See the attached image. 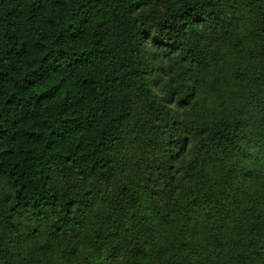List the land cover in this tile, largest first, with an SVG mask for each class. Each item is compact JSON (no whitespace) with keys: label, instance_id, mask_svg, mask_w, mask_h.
<instances>
[{"label":"clouds","instance_id":"9594fccd","mask_svg":"<svg viewBox=\"0 0 264 264\" xmlns=\"http://www.w3.org/2000/svg\"><path fill=\"white\" fill-rule=\"evenodd\" d=\"M56 2L57 0H37L31 24L25 23L23 27L0 24V71H8L10 74L9 82L4 87H0V133L7 130L6 135H0V264H20V260L24 257L31 260L32 264H52L55 257L36 255L34 249L39 246L41 239L47 238L50 233L54 234L56 229L65 233L69 249L73 246L77 248L76 252L65 258L67 264H84V256H88L92 264H103L104 257H98L93 251L95 241L98 239L103 242L118 224L128 229L126 239L130 240L127 245L122 242L117 250L120 252L118 264H129L128 250L137 241L144 240L148 241L146 250L158 247L166 252V255L153 253L150 257L151 264H163V261L173 259L172 246L178 247L174 244L176 229L169 225L170 231L163 233L169 237L167 242L161 240L157 243L150 239V236L163 231L164 223L161 216H175L174 207H181L183 202L175 200L169 193L167 207L161 202L160 207L163 212L161 215H156L147 207L139 210L128 209L126 204H122L111 192L112 188L119 186V183L135 186L136 183L143 182L149 174L155 177L157 173L154 169L158 165L161 168L167 167L169 161L163 150V142L167 141L172 131H175L172 129L174 121L179 122L176 124L179 133L187 135L192 142L190 151H184L180 158L173 155L172 160L179 165L181 172L189 174L190 179L193 175L195 176L192 184L185 188V192L195 200V205L202 202L197 197H202L203 201L211 204L209 198L215 196L217 202L225 200L223 208L226 210L229 207L226 201L230 196L243 195L255 204L258 198L264 195V160H260L257 167L261 179L255 182L234 183L223 173L217 175L219 169L211 164V161L215 159L216 149L211 144L208 145L210 149L208 157L200 151V145L208 143L200 136V130L210 128L223 109L212 112L205 107H193L188 104L190 98L185 99L183 93L177 94L184 77L181 74V68L173 72L171 66L181 55L179 50L176 56L168 59L161 57L155 61L151 60V53H154L155 49H150L147 57L135 58L143 59L146 71L153 68L167 69V72L159 75L158 80H153L152 76L133 79L115 61L96 64L89 68L88 72L77 74L78 80L90 72L92 78L99 80L101 86L103 85L101 73L121 77L118 86H114L116 91L111 94L117 103L105 113V116L97 123V128L85 134L80 140V148H77L73 142L75 138L64 141L57 140L55 136H49L50 131L55 133L64 123L65 108L61 106L63 92L56 100L46 104L41 101L38 118L34 117L26 123H21L18 129L14 127L13 121L19 119L22 110L29 105V102L35 105L39 99L38 93L51 88L53 84L59 83L64 78L57 76L35 87L27 85L26 79L37 80L41 73H46L47 69L40 67L43 57L51 54L66 73L71 69L65 64L74 59V54L84 52L87 55V49L91 47V35L96 30L95 24L89 26L87 40L75 46L68 40L69 33L72 31L68 25L77 23L81 14H86V18L99 19L109 24L118 15L116 7L119 0L115 2L113 0H64L62 8L54 7ZM206 2L207 0H166V2L148 0L147 7L141 8L134 17L127 19L131 20L143 15L148 17L149 23H154L157 19L161 21L166 19L165 12L174 15L172 10L177 7L183 10L195 5L196 10L199 11L201 5ZM229 3L231 0H219V2L213 0L212 10L217 16L226 20ZM126 11V8L121 9L119 15L123 17ZM258 18H264V0H260L258 12L249 14V22L244 28L239 29L240 34L247 35L248 32L255 31ZM52 21L55 23H51ZM224 28L227 30V23ZM158 34L159 25L153 29V35ZM202 34L205 36V41L201 47L208 44L214 37L222 35L219 30L212 32L211 28ZM185 39L188 40V38ZM44 44L48 47H42ZM186 47H192L191 41H188ZM9 49H13L12 55L8 54ZM21 49L27 50V54H24L22 58L15 55L16 51ZM122 56L132 60L127 52H123ZM150 81H153L155 86H152ZM188 83L191 84V81ZM29 87L30 90L24 91ZM201 87L203 95L207 96L213 89L219 91L221 85L202 82ZM65 91L69 92L71 99H78L79 90L65 86ZM13 93L15 96L12 95ZM79 95H86L89 100L92 98L90 91H79ZM10 97L14 100L13 104L6 103ZM121 105L127 115L122 118L117 127L113 128L112 117L121 111ZM184 105L188 106L184 107ZM232 106L239 108L240 104L236 102ZM96 107H102L101 101H96ZM225 107L231 111L228 105ZM89 111L94 109L85 106L81 109V115L85 116ZM44 120L47 121L46 124L42 123ZM164 124H168L169 128H163ZM152 127L160 128L164 135L161 136L159 132L150 133L149 129ZM25 129L29 132H38L40 136L31 140L26 139L24 138ZM102 132L107 136V140L104 141V147L93 154L91 149L98 148L101 144ZM17 133L18 136L13 142L12 137ZM113 135L118 136L119 140L113 142ZM149 136L152 139L159 137L160 146L155 151L152 149L145 151ZM5 149H10L11 154L6 153ZM244 150V148L240 149V151ZM252 152L253 158H256L258 154H264L260 146L253 148ZM81 153L83 155H80ZM234 155L238 156V153ZM100 156L111 160L114 166L113 179L109 181L112 188L104 183L99 172L92 167ZM66 157H71V160H67ZM41 175L45 177L43 181L39 179ZM21 189L23 192L20 191ZM165 191L168 190L165 189ZM18 204L19 207H17ZM189 207L195 206L189 202ZM9 209L13 211L10 213ZM211 211H215V208ZM197 216H199L198 212ZM33 229L38 232H33ZM25 233L35 237L31 249L22 248L18 244L17 237L22 238V234ZM212 239V236H208V239L204 240L197 235L189 245L191 248L189 259L201 261L207 259L210 264L217 258V253L212 250ZM90 252L91 255H89ZM257 255L260 256L261 253L258 252Z\"/></svg>","mask_w":264,"mask_h":264},{"label":"trees","instance_id":"16d2710c","mask_svg":"<svg viewBox=\"0 0 264 264\" xmlns=\"http://www.w3.org/2000/svg\"><path fill=\"white\" fill-rule=\"evenodd\" d=\"M160 2H166V0H160ZM36 3L37 0H0V24H10L13 27H23L25 23L31 24ZM147 3L148 0H119L116 7L117 18L111 24L99 19L86 18V14H81L77 23L69 24L68 28L72 31L69 33L68 40L73 46L85 42L89 37V26L95 24L96 30L91 35V47L87 49V55L84 52L74 54V59L65 64L71 69L66 73L51 54L43 57L40 67L46 68V73H41L37 80L26 79V84L35 87L57 76L64 78L59 83L53 84L51 88L38 93L39 99L35 105L29 102V105L22 110L19 119L13 121V126L18 129L21 123H26L34 117L38 118V110L42 106L41 101L46 104L56 100L63 92L61 106L65 108L64 123L55 133L50 131L49 136H55L57 140L64 141L75 138L73 142L77 148H80V140L85 134L95 130L97 123L101 121L105 113L117 103L111 94L116 91L114 86H118L121 77L101 73L103 79L101 86L99 80L92 78V73L89 72L78 80L76 79L77 74L88 72V69L96 64L115 61L133 79L152 76L153 80H158L159 75L167 72V69L153 68L146 71L143 59L136 60L135 58L147 57L150 49H155L156 51L151 53V60L155 61L161 57L168 59L176 56L179 50L181 55L171 66V71L182 69L181 74L184 79L181 81L177 94L183 93L185 99L190 98L188 104L192 106L198 95L202 93V82L214 83L213 81L220 76L221 69L226 65V59L233 58L239 63L235 64L236 66L231 65L232 70L230 69L231 81L234 85L228 90L231 111L228 110V116L225 114L223 118H216L210 128L200 130V136L208 142L200 145V151L208 157L210 151L208 145L211 144L216 149L215 159L211 161V164L219 169L217 175L223 173L234 183L255 182L261 179L257 167L259 161L264 160V154H258L256 158H253L252 149L260 146L264 151V18H258L255 31L248 32L247 35H241L236 31L241 25L248 24L249 14L260 10V0H231L228 4L226 20L217 16L212 10L213 0H207L201 5L199 11L196 10L195 5L183 10L177 7L172 10L174 15L165 12L166 19L162 21L157 19L154 23H149L148 17L143 15L131 20L127 19L134 17V14L138 13L141 8L147 7ZM54 7H64V0H57ZM124 8L127 11L121 17L120 10ZM51 23L54 24L55 21ZM225 23L228 25L227 30L224 28ZM157 25H159V34L153 35V29ZM209 28L212 32L219 30L222 35L214 37L208 44L201 47L205 41L202 33H206ZM188 41L192 43L191 48L186 47ZM42 47L47 48L48 45L44 44ZM123 52H127L132 60L122 56ZM8 54L12 55L13 49H9ZM24 54H27L26 49L15 53L21 58ZM82 57L84 59H81ZM9 75L8 71H0V87H4L9 82ZM188 81H191V84ZM150 84L155 86L153 81H150ZM65 86L69 89L90 91L92 98L89 100L88 96L79 95L78 91V99L73 100L69 92L65 91ZM30 87L25 88L24 91L30 90ZM12 95L15 96V93ZM97 100L101 101L102 107H96ZM236 102L240 104L239 108L232 106ZM247 102L248 105L244 104ZM6 103L13 104V98L10 97ZM85 106L94 111H89L87 115L82 116L81 109ZM187 106L184 105V107ZM126 115L121 105V111L112 117V127H117ZM46 122L44 120L42 123L46 124ZM177 123L179 122L172 123V129L175 131H172L167 141L163 142V150L169 163L164 168L158 165L154 169L157 173L155 177L149 174L143 182H138L135 186L119 183L118 187L112 188L109 184V181L113 179L114 166L111 160L100 156L92 167L99 172L104 183L112 188L111 194L122 204H126L128 209L139 210L147 207L154 214L161 215L163 212L160 207L161 202L167 207L169 193L175 200L183 202L181 207H174L175 216H161L164 223L163 231L150 236V239L157 243L161 240L167 242L169 237L163 233L170 231L169 225L176 229L174 244L178 247L172 246L174 258L170 261H163V264H209L207 259L203 261L189 259L191 255L189 245L197 235L204 240H207L208 236L213 237L212 250L217 253V258L213 259L210 264H264V195H261L255 204L243 195L230 196L226 201L229 205L226 210L223 208L225 200L217 202L215 196L209 198L211 204L203 201L202 197H197L202 202L195 205V200L185 192V188L192 184L195 176L193 175L190 179L189 174L181 172L179 165L172 160L173 155L180 158L184 151H190L192 143L187 135L179 133V129H176ZM163 128L167 129L169 125L164 124ZM149 131L152 134L159 132L161 136L164 135L160 128L152 127ZM6 134L7 130L0 133V135ZM101 135L103 137L101 144L98 148L91 149L93 154L102 149L104 141L107 140L103 132ZM17 136L18 133L12 137L13 142ZM39 136L38 132L24 130L26 139L31 140ZM147 139L149 142L146 146H150L152 141L153 151L160 146L159 137L152 139L149 136ZM118 140V136H112L113 142ZM241 148L245 150L240 151ZM4 151L11 154L10 149ZM234 153H238V156ZM66 159L71 160V157H66ZM161 163L163 164V161ZM39 179L43 181L45 177L41 175ZM20 191L23 192V189ZM189 202L195 207H189ZM212 208H215V211H211ZM12 211L9 209L10 213ZM121 214H124L123 210ZM33 232H38V230L33 229ZM127 232L128 229L118 224L103 242L98 239L95 241L93 251L98 257H104L103 264H118L120 252L117 250L121 243L125 245L130 243V240L126 239ZM34 240L35 237L29 233L22 234V238L17 237L18 244L22 248L31 249ZM147 244L148 241L144 240L132 245L127 252L129 264H151L150 257L153 253L166 255V252L158 247L146 250ZM76 251L75 246L71 249L67 247L65 233L56 229L54 234L50 233L47 238L40 240L39 246L34 249V254L42 257H55L52 264H67L65 258L70 257ZM258 252L261 253L260 256L257 255ZM91 254L90 252L89 255ZM83 261L84 264H92L88 256H84ZM20 264H32V261L24 257L20 260Z\"/></svg>","mask_w":264,"mask_h":264},{"label":"rangeland","instance_id":"374dc122","mask_svg":"<svg viewBox=\"0 0 264 264\" xmlns=\"http://www.w3.org/2000/svg\"><path fill=\"white\" fill-rule=\"evenodd\" d=\"M246 26V24L241 25L236 31L237 33L239 32L240 28H244ZM252 42V41H251ZM250 42V43H251ZM248 43V44H250ZM239 62H237L235 59L233 58H227L226 59V65L223 66V69H221L220 71V76L214 80V83H219L221 85L220 90H216L213 89L207 96L203 95V92L200 93L198 95V97L196 98V102L194 105H192L193 107H205L208 110L215 112L217 109H223V111L221 113L218 114L217 118H223L226 114V116H228L229 112H228V108L225 107V105H228L229 108L231 106L230 102L228 101V97H229V93L228 90H230L232 87H234L232 81H231V65L236 66L235 64H237ZM241 63V61H240ZM231 69V70H230ZM222 75V76H221ZM246 105H248L249 103H244ZM152 142V141H151ZM151 142H150V146H146L145 147V151L149 150V149H153V146H151ZM153 144V142H152Z\"/></svg>","mask_w":264,"mask_h":264}]
</instances>
